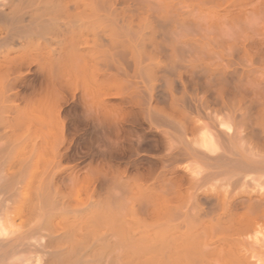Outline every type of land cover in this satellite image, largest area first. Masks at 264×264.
<instances>
[{
	"label": "bare ground",
	"instance_id": "1",
	"mask_svg": "<svg viewBox=\"0 0 264 264\" xmlns=\"http://www.w3.org/2000/svg\"><path fill=\"white\" fill-rule=\"evenodd\" d=\"M0 264H264V0H0Z\"/></svg>",
	"mask_w": 264,
	"mask_h": 264
},
{
	"label": "rangeland",
	"instance_id": "2",
	"mask_svg": "<svg viewBox=\"0 0 264 264\" xmlns=\"http://www.w3.org/2000/svg\"><path fill=\"white\" fill-rule=\"evenodd\" d=\"M70 198H71V196L70 197H68V199L70 200Z\"/></svg>",
	"mask_w": 264,
	"mask_h": 264
}]
</instances>
